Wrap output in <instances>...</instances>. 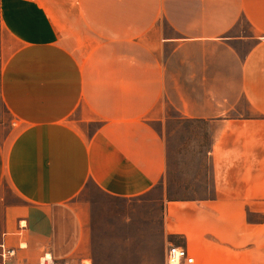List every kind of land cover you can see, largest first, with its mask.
Masks as SVG:
<instances>
[{"label":"crops","instance_id":"crops-1","mask_svg":"<svg viewBox=\"0 0 264 264\" xmlns=\"http://www.w3.org/2000/svg\"><path fill=\"white\" fill-rule=\"evenodd\" d=\"M0 28L17 43L0 77V240L26 242L29 262L96 264L107 252L91 255L68 203L89 182L124 199L160 183L173 111L214 126L213 191L165 200L160 263L176 243L195 264H264V0H0Z\"/></svg>","mask_w":264,"mask_h":264},{"label":"rangeland","instance_id":"rangeland-1","mask_svg":"<svg viewBox=\"0 0 264 264\" xmlns=\"http://www.w3.org/2000/svg\"><path fill=\"white\" fill-rule=\"evenodd\" d=\"M15 48L16 41L0 28V77L3 65ZM167 116L164 124L159 126L168 155V167L160 183L143 195L124 199L107 195L89 182L65 209L70 214L77 212L97 238L98 245L91 249V255L99 249L107 252L96 264H113L116 260L120 264H163L160 263L164 256L161 223L165 200L212 195L206 152L214 126L205 121L181 118L173 111ZM9 120L0 101V123ZM1 193L12 205H24L5 186ZM58 218L56 223L63 226L67 217L60 223ZM260 218L252 214L248 219L258 221ZM20 220L24 218L17 219V227Z\"/></svg>","mask_w":264,"mask_h":264},{"label":"built area","instance_id":"built-area-1","mask_svg":"<svg viewBox=\"0 0 264 264\" xmlns=\"http://www.w3.org/2000/svg\"><path fill=\"white\" fill-rule=\"evenodd\" d=\"M25 228V220H20L14 235L22 236ZM11 235L8 231H4L1 235L0 264H91L90 260L85 259L78 261L56 260L48 252L43 253L36 262H29L19 254L20 251L27 249L26 242L19 241L16 245H10L7 242V238ZM163 264H195V259L188 253L186 247L170 243L166 247L165 261Z\"/></svg>","mask_w":264,"mask_h":264}]
</instances>
